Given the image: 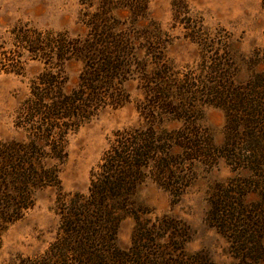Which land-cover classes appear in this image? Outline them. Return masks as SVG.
<instances>
[{
	"label": "trees",
	"instance_id": "trees-1",
	"mask_svg": "<svg viewBox=\"0 0 264 264\" xmlns=\"http://www.w3.org/2000/svg\"><path fill=\"white\" fill-rule=\"evenodd\" d=\"M177 1L174 17L187 14L186 36L202 52L197 66L177 69L167 57L168 35L150 16L149 0H80L83 34L28 25L11 31L0 71L22 73L27 60L43 69L15 115L24 137L0 139V246L38 191L57 190L59 216L54 240L21 264H225L204 250L188 251L191 226L169 214L151 217L137 198L152 181L175 202L197 178L198 163L212 168L219 159L232 174L216 187L207 220L235 259L226 264H264V47L238 52L228 32L212 34ZM71 62L82 69L70 89ZM132 83L142 96L141 121L113 133L86 193H65L70 136L105 108L130 102ZM205 105L225 114L221 145L200 121ZM128 218L135 224L123 247L120 229Z\"/></svg>",
	"mask_w": 264,
	"mask_h": 264
},
{
	"label": "rangeland",
	"instance_id": "rangeland-1",
	"mask_svg": "<svg viewBox=\"0 0 264 264\" xmlns=\"http://www.w3.org/2000/svg\"><path fill=\"white\" fill-rule=\"evenodd\" d=\"M178 3L177 0H149V12L168 35L167 57L177 69H183L185 65L197 66L202 52L199 45L186 36L187 14L175 18L174 4ZM181 5L190 10L188 15L196 18L195 21L202 19L212 34L228 32L232 37L231 45L238 52L250 55L264 47L263 0H182ZM81 8L80 0H0V52L12 47L11 31L23 25L83 34L85 28L79 22ZM42 69L40 61L27 60L22 73L0 71V139L24 137L23 131L14 125L15 115L29 95L32 79ZM81 69L82 65L77 62L67 66L70 89L77 84ZM127 87L132 96L130 102L105 108L70 136L69 158L61 173L65 193H86L91 171L100 161L113 133L141 121L137 108L141 93L135 83ZM201 111V123L209 128L215 143L221 145L225 138L223 110L205 105ZM196 173L197 178L175 202L169 191L152 181L140 187L138 201L153 211L151 217L169 214L186 221L194 233L187 244L188 251L204 250L217 262L233 263L235 259L226 239L207 220L210 200L216 187L231 176L230 167L224 159H219L212 168L198 163ZM56 196L54 188L38 191L34 207L8 225L2 233L0 264H21L23 257L42 253L54 240L59 226V216L53 208ZM134 224L132 218L122 223L119 237L123 247L131 242Z\"/></svg>",
	"mask_w": 264,
	"mask_h": 264
}]
</instances>
